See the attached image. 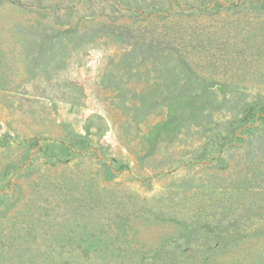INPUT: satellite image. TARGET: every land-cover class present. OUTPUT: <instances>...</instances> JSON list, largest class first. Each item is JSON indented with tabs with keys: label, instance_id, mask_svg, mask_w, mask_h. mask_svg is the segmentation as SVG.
<instances>
[{
	"label": "rangeland",
	"instance_id": "obj_1",
	"mask_svg": "<svg viewBox=\"0 0 264 264\" xmlns=\"http://www.w3.org/2000/svg\"><path fill=\"white\" fill-rule=\"evenodd\" d=\"M0 264H264V0H0Z\"/></svg>",
	"mask_w": 264,
	"mask_h": 264
}]
</instances>
